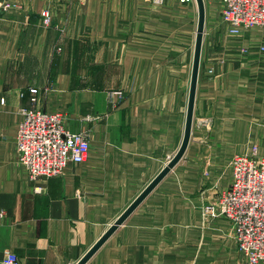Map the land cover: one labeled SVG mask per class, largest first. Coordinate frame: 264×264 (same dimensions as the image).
Instances as JSON below:
<instances>
[{"label":"crops","instance_id":"crops-1","mask_svg":"<svg viewBox=\"0 0 264 264\" xmlns=\"http://www.w3.org/2000/svg\"><path fill=\"white\" fill-rule=\"evenodd\" d=\"M222 7L206 4L183 159L86 264H249L231 223L205 208L230 185L234 156H264V29L226 40ZM198 17L196 1L0 0V264L8 251L22 264H77L175 156ZM30 107L87 130L88 159L32 180L16 147Z\"/></svg>","mask_w":264,"mask_h":264},{"label":"built area","instance_id":"built-area-1","mask_svg":"<svg viewBox=\"0 0 264 264\" xmlns=\"http://www.w3.org/2000/svg\"><path fill=\"white\" fill-rule=\"evenodd\" d=\"M204 2L222 4V20L232 36L253 28L264 29V0ZM50 15L49 11L45 13L46 23L51 21ZM255 47L264 52V44ZM30 93L32 102L37 103L39 90L33 88ZM117 95L112 93L111 98ZM119 95L121 97L122 93ZM21 115L16 135L18 160L32 180L61 176L69 165H79L88 159L89 132L67 130L62 113L30 107L22 109ZM230 164L231 185L220 193L219 211L232 222L238 248L249 264H264V156L259 154L257 146H252L249 152L236 155ZM214 210L215 204L206 207L207 212ZM2 261L4 264H22L18 255L11 251L6 252Z\"/></svg>","mask_w":264,"mask_h":264},{"label":"water","instance_id":"water-1","mask_svg":"<svg viewBox=\"0 0 264 264\" xmlns=\"http://www.w3.org/2000/svg\"><path fill=\"white\" fill-rule=\"evenodd\" d=\"M198 6V26L195 42L192 80L190 88V96L188 103L187 119L185 134L182 144L175 156L168 162L163 170L150 182V184L141 192V194L131 203V205L119 216L114 224L103 234L96 244L77 262V264H86L95 252L114 234V232L122 225L131 213L144 201V199L158 186V184L169 174V172L183 159L192 134V126L194 120V105L196 98V90L198 85L200 62L202 56V47L204 41L205 24H206V4L204 0H195Z\"/></svg>","mask_w":264,"mask_h":264},{"label":"rangeland","instance_id":"rangeland-1","mask_svg":"<svg viewBox=\"0 0 264 264\" xmlns=\"http://www.w3.org/2000/svg\"><path fill=\"white\" fill-rule=\"evenodd\" d=\"M46 1H50V0H46ZM154 3H156L155 2V0H152ZM166 0H163V2H165ZM163 2H161V4L163 3ZM191 2H195V1H191ZM185 3H190V2H185ZM160 4V3H159ZM50 12V16H51V21L49 22V23H46L45 22V13L46 12ZM41 20H42V26L43 27H49V26H51L52 25V23H53V14H52V12H51V10H49V9H46L44 12H43V14H42V18H41ZM263 29V28H262ZM244 33H246V32H244ZM227 37V39L226 40H235L236 39V36H232V35H229V36H226ZM112 93H116V94H118L117 96L118 97H120V95L119 94H121L122 93V96H123V92H121V90H119V89H117V90H112ZM245 154V153H244ZM235 157V156H234ZM233 157V158H234ZM232 158V159H233ZM232 159L230 160V162L227 164V166H228V168L230 167V163H231V161H232ZM228 170V169H227ZM231 170V169H230ZM231 180H232V173H231ZM230 185H231V183H230ZM229 185V186H230ZM229 186H228V188H229ZM227 188V189H228ZM225 191V190H224ZM223 192V191H222ZM221 192V193H222ZM219 196H220V194L218 195V197H217V200H216V202L214 203L215 204V210L214 211H210V212H208L210 215H213V216H222V217H224L225 219H227L230 223H231V225H232V222L228 219V218H226L224 215H222L221 213H220V211H219V207H218V200H219ZM214 204H210V205H214ZM205 210H206V208H205ZM232 231H233V236H234V238H235V232H234V230H233V225H232ZM240 251V250H239Z\"/></svg>","mask_w":264,"mask_h":264}]
</instances>
